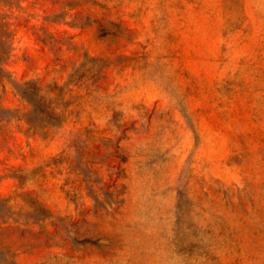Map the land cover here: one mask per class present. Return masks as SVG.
<instances>
[{
    "label": "rangeland",
    "instance_id": "rangeland-1",
    "mask_svg": "<svg viewBox=\"0 0 264 264\" xmlns=\"http://www.w3.org/2000/svg\"><path fill=\"white\" fill-rule=\"evenodd\" d=\"M0 11V264H264V0Z\"/></svg>",
    "mask_w": 264,
    "mask_h": 264
},
{
    "label": "trees",
    "instance_id": "trees-1",
    "mask_svg": "<svg viewBox=\"0 0 264 264\" xmlns=\"http://www.w3.org/2000/svg\"><path fill=\"white\" fill-rule=\"evenodd\" d=\"M10 23L6 19V15H3L0 11V122L8 121L12 119H25L30 124V128L39 130L44 128L42 125H38L33 122L32 117L39 114H45L50 117H54L55 110L50 104L47 103L46 97L41 95L38 91L34 93V96H29L25 91H21L20 85L15 83V89L22 98L26 101L37 105L43 106L42 110H36L33 108L26 113H21L20 109H11L3 104V95L6 91V81L11 80L10 72L6 69L5 63L12 56L13 53V33L9 29ZM36 100V101H35ZM12 206L9 204V199L0 195V223H6L11 218Z\"/></svg>",
    "mask_w": 264,
    "mask_h": 264
}]
</instances>
